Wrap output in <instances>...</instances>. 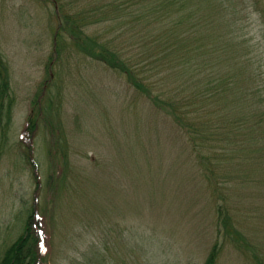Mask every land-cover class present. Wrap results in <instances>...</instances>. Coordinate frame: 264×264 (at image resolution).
<instances>
[{"label":"rangeland","instance_id":"374dc122","mask_svg":"<svg viewBox=\"0 0 264 264\" xmlns=\"http://www.w3.org/2000/svg\"><path fill=\"white\" fill-rule=\"evenodd\" d=\"M207 3L194 0L195 14L184 13L176 28L179 13L147 30L131 23L130 13L91 27L89 33L100 31L137 63L132 69L151 88L150 97L126 73L79 51L66 34L57 40L53 0H0V53L15 96L0 137V261L25 230L35 203L42 264H204L214 246L215 264L264 263V158L258 164L262 183L235 182L253 166L256 152H233L235 134L225 133L228 124L216 125L220 116L212 113L222 100H205L192 87L216 69L228 70L242 86L254 71L264 82V0H227L239 25L223 26V35L233 31L223 39L231 51L225 63L212 52L219 41L209 39L204 55L216 69L203 70L194 82L187 74L153 69L155 53L166 44L177 49V59L187 49L192 58L196 43L205 47V33L196 34L203 31L200 25L197 32L188 28L216 13ZM212 21L217 33L219 24ZM170 90L192 103L190 120L217 126V132L193 141V129L182 130L153 101ZM208 102L207 112L197 110ZM31 114L38 125L28 149L23 134ZM52 173L55 183L48 187ZM260 178L256 173L254 179ZM219 207L231 219L227 226L220 223Z\"/></svg>","mask_w":264,"mask_h":264},{"label":"trees","instance_id":"16d2710c","mask_svg":"<svg viewBox=\"0 0 264 264\" xmlns=\"http://www.w3.org/2000/svg\"><path fill=\"white\" fill-rule=\"evenodd\" d=\"M56 6V16L58 18V31L56 34L57 40L62 35L66 34L72 41L73 45L81 52L92 57L93 59L104 62L109 67L120 70L122 73L128 75V79L131 84L137 89L141 90L142 93L147 92L150 97L151 89L145 81L139 79L132 67H136L137 63L133 62L126 55L123 57V53L117 49L119 45L113 46L112 39L108 36L102 35L100 31L95 33H89L91 27L99 22H113L123 17L121 13L134 15L135 18H130L131 23L140 25L144 29H148L151 24L156 25L167 21L169 17L179 13V22L176 26L182 22L185 18V14L194 15L196 9H192V3L194 0H53ZM205 2H213L212 8L216 12L199 19L194 22V25L189 27L188 30L195 31L194 28L200 25V33L203 38L202 44L205 47H200L199 44H195L191 48L192 58H188L187 53L177 59V49L170 50V44H166L161 50L155 53L157 66L153 69H158L160 72L167 71L175 76L178 74H187L189 82H194L200 77V73L207 68L216 69L212 62L210 65L208 59L204 55V50L208 46L209 39L212 38V43L219 41V43L212 48V52L216 53L217 56H221L218 59L219 63H225L228 59L229 53L226 44L223 43L225 35L231 34L233 31L230 30L223 35L222 29L227 25L231 24L239 25V20H235L232 17V12L235 9L228 11L227 0H203ZM207 3V4H208ZM226 4V5H225ZM169 5L173 6V9H168ZM179 5V6H178ZM192 17V16H191ZM189 18V20L193 18ZM218 23L217 33L214 31L213 21ZM188 20V21H189ZM225 21V22H224ZM211 26V27H210ZM224 26V28H223ZM240 27V26H239ZM124 27L120 25L114 32ZM194 34V35H196ZM149 39V37H146ZM157 43H161L162 35L156 38ZM150 43V41H148ZM153 44V43H152ZM192 44V43H190ZM184 49L187 48L182 47ZM169 49L168 53H164L165 50ZM164 50V51H163ZM213 57V55H212ZM150 57H144V60L149 61ZM214 58V57H213ZM174 59V60H173ZM131 61V62H130ZM253 60L248 62L247 68L251 70ZM242 65L238 64V68L242 69ZM177 65L181 68L177 71ZM175 71V72H174ZM256 72V71H254ZM253 72V73H254ZM250 75L246 86L241 85V80L236 81L233 78V74H229L228 70L224 73L218 69L216 71L209 72L204 80H200V86H192L196 95L206 98L214 97L215 100H222L220 105L213 107L212 113L219 115V120H215L216 125L221 128V125L228 124L230 127L226 134H235V148L233 152L238 154L247 153L249 149L256 152V156L253 159V166H249L250 169L246 171V174L239 173V176H235V182L243 187H248L251 182H263V170L259 168V161L264 158V82H260L258 79L259 74ZM239 79V78H238ZM149 84V82H148ZM178 90V89H177ZM228 98H232L229 100ZM153 101L161 108L165 109L168 114L173 118L175 123L182 129L188 128L193 129L192 140L209 138L210 135L215 134L219 129L217 126L216 130L212 127L209 129L204 128L200 123L195 120L188 118V112L191 111L192 103L187 101L185 97H176L171 94V90L164 97L155 95ZM15 104V96L12 92L11 86V74L8 65L0 53V137L1 132L5 133L6 125L5 120L11 121L12 106ZM210 107V103L203 105L197 110H205L207 112ZM188 108V110H187ZM38 125V119L33 114L28 118V122L25 126V133L23 134V143L30 149V137L35 132ZM197 125L199 128L197 129ZM221 138L218 142L225 140ZM226 141V140H225ZM55 147L58 142L54 139ZM196 147H204L203 144H197L191 142ZM55 150V149H54ZM56 152V151H55ZM204 155V153H202ZM238 165V157L236 159ZM259 164V165H258ZM226 166V165H225ZM223 166V167H225ZM221 167V166H220ZM219 167V168H220ZM260 171V172H259ZM228 173V172H227ZM260 175L262 178L254 179L255 174ZM230 174V173H229ZM51 176V177H50ZM49 181L47 182L48 187L54 185V174H50ZM37 180V179H36ZM57 182V180H56ZM36 186H40L38 180ZM220 223L227 226L231 219L228 217V213L223 207L218 208ZM35 203L32 204L30 212L26 219V227L22 234L4 251L0 264H42L43 260V246L44 241L42 240V234L35 224ZM219 256L218 246H214L209 253L204 264H215L216 259ZM259 264H264L259 261Z\"/></svg>","mask_w":264,"mask_h":264}]
</instances>
